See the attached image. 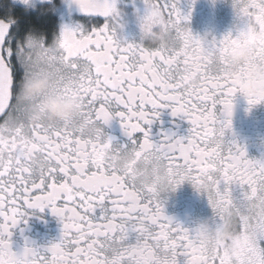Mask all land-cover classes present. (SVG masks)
Here are the masks:
<instances>
[{"label":"snow or ice","instance_id":"snow-or-ice-1","mask_svg":"<svg viewBox=\"0 0 264 264\" xmlns=\"http://www.w3.org/2000/svg\"><path fill=\"white\" fill-rule=\"evenodd\" d=\"M72 3L88 21L63 26L50 42L28 21L31 0L0 4L8 17L0 19V264H264V159H249L246 148L230 138L238 90L223 77L221 65L240 46L253 52L242 71L264 65V0H232L235 30L209 40L192 33L191 9L182 11L180 0H144L141 30L162 17L170 33L168 46L154 48L117 39L116 0ZM97 18L103 26L89 27ZM34 38L42 57L68 72L61 90L81 98L78 129L28 127L19 115L16 93L28 74L25 60L32 57L25 54ZM246 100L250 108L264 103ZM165 108L188 122L187 136L168 131L152 139L151 125ZM113 120L119 121L125 143L104 131ZM149 155L162 168L152 183H139L137 165ZM33 156L44 162L39 173L29 166ZM185 182L213 207L250 213L231 239L211 251L193 229L165 212L162 184L175 191ZM130 199L137 201L133 214L126 210ZM45 209L58 219L60 239L14 251L13 230ZM133 242L142 243L139 257L129 252Z\"/></svg>","mask_w":264,"mask_h":264},{"label":"flooded vegetation","instance_id":"flooded-vegetation-1","mask_svg":"<svg viewBox=\"0 0 264 264\" xmlns=\"http://www.w3.org/2000/svg\"><path fill=\"white\" fill-rule=\"evenodd\" d=\"M3 1L5 0H1ZM179 6L185 13L191 9L190 20L187 23L194 35L202 36L209 32L219 39L228 32L234 31L238 24L232 0H195L194 4L191 0H180ZM116 7L119 12V26L116 28L117 39L123 42L140 43L142 38L140 21L146 7L144 0H116ZM27 11L28 19L32 22L33 20L38 21L36 24L39 23L40 26L38 27L35 23L31 24H35L39 31L48 36L49 42L63 26L73 27L77 24H84L89 19L79 11L78 6L72 3V0H31V7ZM165 18H167L166 13ZM5 19L7 21L8 17L6 16ZM47 19L49 24L42 23ZM97 26H103V18L94 19L89 25V27ZM11 31L15 32V29L12 28ZM154 47L151 46V48ZM93 50H95L94 47ZM118 58L119 54H114V59ZM3 120L4 117L0 119V124ZM189 127L186 120L173 117L170 109L165 108L160 111V116L154 119L151 125V136L154 141L159 140L162 134L168 131L176 133L177 136H187ZM104 131L114 137L117 142L127 141L118 120L111 121L109 126L104 127ZM230 138L246 148L249 159H264V103L250 108L246 98L239 93L236 94ZM234 189V194L238 195V186H234ZM161 196L165 200L166 214L185 227L191 228V222L194 219L212 216V209L206 195L196 191L189 182L183 183L174 192L162 193ZM69 207H74V205L69 204ZM7 210H11L10 205ZM60 236L61 225L50 210L36 211L34 215L27 217L26 224L21 222L13 230L11 247L17 252L22 251L26 243L46 247L57 242ZM49 258H51L50 254Z\"/></svg>","mask_w":264,"mask_h":264},{"label":"clouds","instance_id":"clouds-1","mask_svg":"<svg viewBox=\"0 0 264 264\" xmlns=\"http://www.w3.org/2000/svg\"><path fill=\"white\" fill-rule=\"evenodd\" d=\"M142 31L141 43L145 47H166L170 43V33L164 24L162 17H155L151 21V27ZM204 40L213 38L211 33L206 32L200 36ZM26 56L31 60H25L28 74L20 82L16 93L15 103L20 107L19 115L23 123L28 126L35 125H70L80 128L82 125V101L76 94H66L60 88L61 79L67 82L70 77L68 72L60 64H49L41 55L38 40L33 39V48ZM253 52L246 46L232 49L222 59V75L224 78L235 83L238 93L243 97H257L264 100V65L254 67L248 71H242V66L250 64ZM226 61V62H225ZM82 70L87 71L88 65H82ZM87 133L94 132L93 128L85 127ZM29 166L39 173L44 167V162L39 156H33ZM162 165L149 155L137 165L139 183H152L156 169ZM161 194L174 192L166 184L160 188ZM212 216L192 220L191 229L197 241L205 249L211 251L219 244L231 239L241 218L250 216L246 210L237 206L213 207ZM126 210L133 214L137 210V201L130 199ZM218 217H222L218 222ZM191 219V218H189ZM142 243L133 242L129 245V252L133 255L142 254Z\"/></svg>","mask_w":264,"mask_h":264},{"label":"trees","instance_id":"trees-1","mask_svg":"<svg viewBox=\"0 0 264 264\" xmlns=\"http://www.w3.org/2000/svg\"><path fill=\"white\" fill-rule=\"evenodd\" d=\"M4 3H6V1H3V2H1V0H0V4H4ZM19 12H20V11H19V10H17V13H16V15H18V16H19ZM0 17H1V18H3V19H5V18H6V14H5V12H4L3 10H0ZM28 21H29V23H30V24H31V23H35V24H36V22H38V21H36V20H33V22H32V21H30L29 19H28ZM44 22H45V23H47V24H49V23H50L48 19H47V20H45V21H42V23H44ZM35 24H34V25H35ZM36 25H37V26H38V25L40 26V24H39V23H37ZM36 25H35V26H36ZM39 26H38V27H39ZM41 28H42V26H41ZM14 29H15V28H14Z\"/></svg>","mask_w":264,"mask_h":264},{"label":"water","instance_id":"water-1","mask_svg":"<svg viewBox=\"0 0 264 264\" xmlns=\"http://www.w3.org/2000/svg\"><path fill=\"white\" fill-rule=\"evenodd\" d=\"M1 19V18H0ZM10 31H11V29H10ZM3 116L2 115H0V119L2 118Z\"/></svg>","mask_w":264,"mask_h":264},{"label":"rangeland","instance_id":"rangeland-1","mask_svg":"<svg viewBox=\"0 0 264 264\" xmlns=\"http://www.w3.org/2000/svg\"><path fill=\"white\" fill-rule=\"evenodd\" d=\"M6 2H8V0H5Z\"/></svg>","mask_w":264,"mask_h":264}]
</instances>
